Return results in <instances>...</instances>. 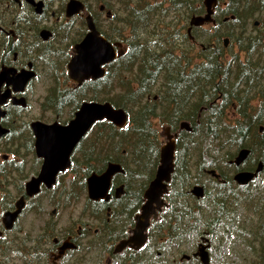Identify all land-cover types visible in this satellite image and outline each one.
<instances>
[{
	"label": "flooded vegetation",
	"instance_id": "1",
	"mask_svg": "<svg viewBox=\"0 0 264 264\" xmlns=\"http://www.w3.org/2000/svg\"><path fill=\"white\" fill-rule=\"evenodd\" d=\"M69 1L0 0V264H90L88 261L93 260L90 252L96 258L93 264H202L199 249H205L207 253V263L204 264H214L217 232L209 225L218 209L212 207L206 219L209 222H201L200 210L206 205L202 197L206 191L212 192V187L218 183L223 184L218 189L219 193L242 192V189L264 193V159L255 157L246 164L251 152L248 147L247 157L240 164H235L230 160L240 148L247 146L228 153L226 139H223V154L218 158L203 154L211 143L203 145L205 139L199 137L201 107H198L195 71L200 61H206L208 51H221L225 57L243 56L241 44L219 31L227 18L239 16L235 20L234 32L238 34L240 25L246 24L242 36L244 31L259 34L264 46V0H213L211 19L201 24L191 23V20L194 15L205 14L204 0H117L125 4L117 10L112 7L115 0L112 4L109 0H74L82 7L75 10L70 6V11ZM170 1L184 3L174 11L147 10L150 5L154 8L157 4L167 6ZM243 1L254 3L252 15L249 16V10H236V4ZM194 5L201 8L199 12ZM135 6L139 8L134 9ZM178 12L189 16L183 25L184 32L175 27V23L165 21L163 24L164 17ZM88 15L98 33L112 43L119 41L121 48L117 44L113 47L123 52L100 65L104 70L102 74L89 75L79 82L72 78L68 65L76 53L75 44L89 30ZM244 16L246 21L242 19ZM172 30L184 35L191 52L187 54L184 46L170 40ZM198 45L201 48L196 51ZM230 46L235 47L226 53ZM137 47L141 50L140 55L147 52L140 56ZM167 49H170L168 54ZM121 56L127 59L130 69L121 70ZM130 57L136 58L134 62ZM169 69H176L180 77L177 91L166 89L164 84L160 86ZM132 71L138 78L129 77L132 88L129 95L122 90L115 92L114 89L120 87L121 75L126 77ZM142 80L146 86L153 85L150 91L137 92ZM158 84L160 89L152 93ZM136 94L140 100L138 103L135 101V107L130 110L117 105L119 101H130L133 99L131 95ZM257 96L255 105L264 106V90L257 91ZM84 100L109 101L114 107L124 108L126 123L119 126L106 118L95 120L72 149L70 165L58 169L53 180H39L36 191L28 194L27 182L39 176L44 161L43 156L36 152L31 122L67 124ZM139 107L146 111V122L140 124L132 117ZM33 109L36 112H32ZM229 118L231 123H235L241 115L234 101L228 109L223 92V128ZM184 121L190 128L181 126ZM126 125H129V133L136 130L145 132L143 136L148 134L147 138L143 137V145H122L127 140L119 128ZM162 125L169 126V133L177 132L173 172L169 189L163 194L165 204L158 210V217L151 218L142 244L138 247L120 244L135 228V216L143 203L144 190L159 163L164 142ZM194 126L197 127L195 133ZM256 130L257 133L262 132L264 123L257 122ZM87 140L104 141L93 158L85 152ZM259 150L257 147L256 152ZM89 158L100 168L88 171L86 161ZM214 159L216 162L211 163ZM259 161L262 168L251 180L247 183L236 181L234 175L237 171H253ZM108 162L118 163L122 169L112 174L106 197L90 198L86 177L91 172L104 171ZM218 162L222 165L219 166ZM28 166L31 167L29 171L26 169ZM211 169L214 172H210ZM68 170L72 172L69 176ZM82 178L84 182H81ZM73 179L79 184H75ZM141 180H144L143 188ZM196 183L204 188L200 197L191 192ZM175 191L182 198L186 197V201H169V195ZM21 201L20 212L12 225L5 227L4 212L14 210ZM69 205L79 207V217L71 219L68 225H60L57 212L63 208L67 210ZM29 208L37 212L34 216L40 219L44 216V219L42 222L38 219L39 228L32 235L19 236L14 233L15 227ZM190 209L193 212L191 216Z\"/></svg>",
	"mask_w": 264,
	"mask_h": 264
},
{
	"label": "trees",
	"instance_id": "2",
	"mask_svg": "<svg viewBox=\"0 0 264 264\" xmlns=\"http://www.w3.org/2000/svg\"><path fill=\"white\" fill-rule=\"evenodd\" d=\"M183 3V1H170L167 6L157 4V6L154 8L150 5V7H147V10L149 12L152 10L162 11L164 9L174 11L181 8ZM253 4L254 3L248 1H243L242 3L238 2L236 4V10H249L248 14L250 16L252 15L251 10ZM136 8L138 9L139 6H135L134 9ZM194 8L198 12L201 9L198 5H194ZM192 9L193 8L190 10ZM238 18L239 16L237 15L233 19L227 18V20L222 22L223 29L219 31L231 37V40H235L241 44L242 48L244 49L243 56L233 55L231 57H225L221 51L216 50L214 53L213 51L210 53L208 51L206 53V61H200L197 64L195 77H198V84H196L195 87L196 90H198V107H201L199 117V137L201 140L211 139V147L207 149V151H203V154L206 156L213 155L215 158H218L221 154H223V139H226L227 141L228 153H232L234 149L242 146L249 147L251 152L248 155L246 164H250L255 157L264 159V130L259 133H257L256 130L257 122L264 123V106L263 104L255 105L254 103V98L257 96V91L264 90V55L262 49H256L262 48L264 46L262 45V39L259 34H252V32L250 33L244 31L242 36V30L247 27L246 24L240 25L241 28L239 29L238 34L234 32L235 20ZM242 19L243 21H246V16H244ZM168 30L170 31L171 29ZM136 40L138 41L139 39L136 37ZM136 51L137 54L140 55L141 50L138 47ZM169 51L170 49H167V54ZM146 52L147 51H144L143 54ZM125 55L128 54L126 53ZM130 58L131 62H134V59H136L135 57ZM168 58L172 57L168 55ZM137 62L140 63V60L138 59ZM120 67L121 70H128L131 67L130 64L127 63V59L123 58L122 56L120 60ZM184 77L193 76L185 75ZM179 78L180 77H178L176 69H169L166 75L162 78L160 86L164 84L166 89L170 91H177L181 83ZM119 82L122 91L129 95L128 92L132 90L129 83L130 81L127 82L121 75ZM152 86H146L145 81L142 80L140 85L137 87V92L141 93L144 90L150 91ZM94 87L95 85L89 89ZM223 92L225 93L226 106L228 109L230 108L232 101H234L236 103V108L241 115V118L236 119L235 123H231V119L229 118L227 121V126L224 128ZM131 96L133 99L130 101H119L117 102V105H122L128 110H130L131 107H135L134 102L136 101L138 103L140 98L138 97V94ZM259 97L260 96H257V98ZM135 111L136 115L132 116L133 120L137 121L139 124L142 121L146 122L145 109L139 107ZM104 123L109 122L105 121ZM119 130L123 132L122 136L127 140L123 141L122 145H143V137L147 138L148 136V134L143 136L145 132L136 130H133L131 133H129V125H126L124 128H119ZM196 131L197 127L194 126V133ZM103 142V140H87L85 147V152L87 155L92 158L93 156H96L98 147H102ZM257 147L260 150L256 152ZM201 150L202 148L200 149L199 145V154H201ZM138 154L139 153H137V155ZM92 158H89L86 161L88 171L92 168H100V166L95 163L96 161L91 160ZM214 162H216L215 159L211 161V163ZM211 163H209V165ZM218 165L220 166L222 163L218 162ZM82 181L84 182L83 178L81 179V182ZM143 182L144 180H141V188L144 186ZM74 183L79 184L75 181ZM184 185L185 184L180 186ZM222 185L223 184L218 183L214 187L211 186L213 191H206L202 197V200L206 203V205L200 210V216L203 218V221L201 222L205 224L209 222L206 220L207 217L210 216L209 211H211L212 207H215L218 210L213 216L209 226L213 228L223 226V236H228V230H232V224H234L236 232L239 233L236 234L235 237L241 235V237L244 238L248 226L253 225L254 229L250 230L251 233L253 232V238L247 241L249 245L252 244V242L254 244H252V251L254 252L256 258L254 260L251 259V262L253 261L252 264H264V193L258 194L257 191H253L252 193L251 191H246L245 189H242V192L235 191L234 193H224L221 191L219 193L218 189H220V186ZM168 200L173 203H183L186 201V197L182 198L179 193L175 191L172 195H169ZM237 209H246L247 216H244L242 219H238L235 215ZM184 210L185 209H183V211ZM189 212L191 216L193 214L192 209H190ZM247 212L251 214V219ZM253 215L257 216L255 225L252 221L256 217ZM223 222H225V224H223ZM236 227L241 230H237Z\"/></svg>",
	"mask_w": 264,
	"mask_h": 264
},
{
	"label": "water",
	"instance_id": "3",
	"mask_svg": "<svg viewBox=\"0 0 264 264\" xmlns=\"http://www.w3.org/2000/svg\"><path fill=\"white\" fill-rule=\"evenodd\" d=\"M213 0H204L206 12L203 15H194L191 23L201 24L211 19V4ZM78 5V6H77ZM75 8L77 10L82 7L80 2L70 0L68 2V10ZM89 30L80 42L75 44L76 53L69 62L70 73L73 79L81 81L88 78L89 75L96 76L103 73L102 63L111 60L115 54L122 53V49L116 51L113 44H117L121 48L119 41L110 42L104 36L100 35L95 28L90 15L87 17ZM3 78V77H2ZM95 78V77H93ZM1 100V99H0ZM106 118L116 125H123L127 121V114L124 108L114 107L109 101L99 102L95 100H84L79 108L75 111L74 116L67 124H59L58 122L44 123L41 121H32L31 126L35 134L36 152L43 156V165L38 177L32 178L27 182V193L31 194L36 191L39 180H53L56 171L60 168L70 165V153L81 136L89 128V126L98 119ZM183 127L190 128L187 121L182 123ZM262 126H260V129ZM169 126L162 125L161 134L164 135V142L161 144L160 159L156 167V171L148 186L143 193V203L140 211L136 214V225L128 239L121 241L120 244H128L138 247L146 238V228L150 224L151 218L158 217V210L162 209L165 200L163 194L169 189V180L174 166V149L175 137L177 132L169 133ZM249 148L242 147L237 151L233 159L235 164H240L248 155ZM262 168V162L259 161L255 170H239L235 173L234 178L239 183H247ZM121 165L114 162H108L104 171L100 173L91 172L86 177L87 193L90 198L97 199L106 197V190L110 184L111 176L114 172L121 170ZM210 172H214L213 169ZM191 192L200 197L204 193L201 184L196 183L191 187ZM21 203H17V207L12 211H5L3 214V225L10 227L13 220L20 212ZM202 264L207 263V253L199 249Z\"/></svg>",
	"mask_w": 264,
	"mask_h": 264
},
{
	"label": "rangeland",
	"instance_id": "4",
	"mask_svg": "<svg viewBox=\"0 0 264 264\" xmlns=\"http://www.w3.org/2000/svg\"><path fill=\"white\" fill-rule=\"evenodd\" d=\"M109 1H111V4H112L113 0H109ZM125 3L127 4L129 2L125 1ZM122 4H124V3H120V1L115 0V5L114 6L112 5V7H114L115 10H117V9H120L123 7ZM188 19H189V16H186L183 12H178L176 14L171 13L170 16L163 18V24H165L164 23L165 21H167L166 23H175L174 26L175 27L177 26L179 29H181V32H184L185 27H183V25H184V23L188 22L187 21ZM175 20H177V22ZM181 23H182V26L179 27V25ZM103 24H104V27H107L106 22H103ZM262 32L264 33V27L262 28ZM176 33H178V34H176ZM169 37H170V40L174 44L177 43L178 46H180V45H181V47L184 46L186 48L187 54L189 52H191L190 44L187 40H185L183 34H181L180 32H176L175 30H172L171 34H169ZM233 47H235V46L228 47L226 49V53L231 51L233 49ZM200 48H201L200 45H198L196 48V51L197 50L199 51ZM262 50L264 53V49H262ZM193 51L196 52L195 50H193ZM129 77L132 79L138 78V77H135V75H133V71L128 72V74H126V77H124V79L127 82H129L128 81ZM37 86H38V84H37ZM156 87L157 88L154 89V91H152V93L155 91H158L160 89L159 84ZM105 89H109V88H105ZM119 90H122V89L120 87H117L114 89L115 92H117ZM68 111H69V108L67 107V115H68ZM32 112H36V111L33 109ZM208 142H209L208 139H205L202 142V144L205 145ZM211 142L212 141L210 140L209 143H211ZM30 168L31 167L28 166L26 169L29 171ZM30 173L28 175H30ZM71 173L72 172L68 170L67 176H69ZM26 178H28V176ZM254 185H256V183H254ZM255 190L256 189H254V191ZM78 204H80V203H78ZM76 206L77 205H69V206H67V210H65L63 208L57 212L58 223H60V225L65 224V223H67V225H68L71 219H76L79 217L78 216L79 207H76ZM48 209H50V207H48ZM35 213H37V212L36 211L34 212L30 208L27 209L26 213L24 215H22L20 220L17 222L14 233H17V235H19V236H21V234L22 235H24V234H31L32 235L34 230H38L39 223L42 222V220L44 219V216H42V219H40L39 216L36 217L33 215ZM236 214H237L238 219H242L244 216H247L246 215V209L245 210L244 209H242V210L238 209ZM247 214L249 215V217L251 219V214L248 212H247ZM45 215H47V214H45ZM253 216H255V215H253ZM255 217L256 218L252 221L254 225L256 224V221H257V216H255ZM38 219L40 222L38 221ZM233 223H235V222H233ZM223 224H225V222H223ZM223 229H224L223 227H217L216 228L217 235L215 237V243L214 244H217V246L215 248L217 256H216L215 260L213 257L214 264H252L253 261L251 262V259L254 260L256 258L254 252L252 251L253 242H252V244L249 245L247 243V241L251 240L253 238V232L252 233L250 232L251 229H254L253 225L248 226V229L244 235V238H242L241 235H239L238 237H235V235L239 234V233L236 232L234 224H232V230L228 232L229 233L228 236H223ZM236 229H239V228L236 227ZM256 244H258V243H256ZM93 250H91V251L94 252ZM89 256L92 257L93 260L88 261V263L93 264L94 260L96 259L95 255H93V253L90 252Z\"/></svg>",
	"mask_w": 264,
	"mask_h": 264
}]
</instances>
